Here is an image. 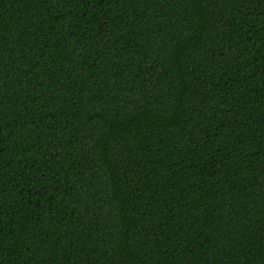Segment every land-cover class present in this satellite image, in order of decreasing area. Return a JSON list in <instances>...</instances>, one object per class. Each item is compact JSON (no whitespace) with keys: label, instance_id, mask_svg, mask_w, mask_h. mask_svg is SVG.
I'll return each instance as SVG.
<instances>
[{"label":"trees","instance_id":"trees-1","mask_svg":"<svg viewBox=\"0 0 264 264\" xmlns=\"http://www.w3.org/2000/svg\"><path fill=\"white\" fill-rule=\"evenodd\" d=\"M0 264H264V0H0Z\"/></svg>","mask_w":264,"mask_h":264}]
</instances>
